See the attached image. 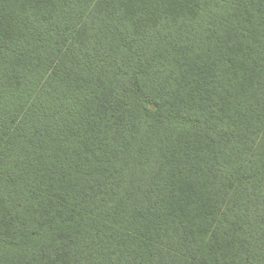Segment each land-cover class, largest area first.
Listing matches in <instances>:
<instances>
[{
  "label": "trees",
  "instance_id": "obj_1",
  "mask_svg": "<svg viewBox=\"0 0 264 264\" xmlns=\"http://www.w3.org/2000/svg\"><path fill=\"white\" fill-rule=\"evenodd\" d=\"M0 264H264V0H0Z\"/></svg>",
  "mask_w": 264,
  "mask_h": 264
}]
</instances>
